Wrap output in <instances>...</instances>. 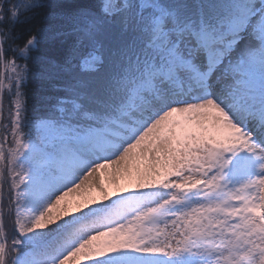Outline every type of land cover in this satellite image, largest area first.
I'll return each mask as SVG.
<instances>
[{
	"label": "snow or ice",
	"instance_id": "snow-or-ice-1",
	"mask_svg": "<svg viewBox=\"0 0 264 264\" xmlns=\"http://www.w3.org/2000/svg\"><path fill=\"white\" fill-rule=\"evenodd\" d=\"M0 264H264V0H0Z\"/></svg>",
	"mask_w": 264,
	"mask_h": 264
},
{
	"label": "trees",
	"instance_id": "trees-1",
	"mask_svg": "<svg viewBox=\"0 0 264 264\" xmlns=\"http://www.w3.org/2000/svg\"><path fill=\"white\" fill-rule=\"evenodd\" d=\"M42 88L40 81L38 79H32L29 82L28 86V93H29V104H30V111L33 109L39 110L41 107V100L40 97L42 95ZM34 93V95H33ZM5 104H7V96L5 95Z\"/></svg>",
	"mask_w": 264,
	"mask_h": 264
},
{
	"label": "rangeland",
	"instance_id": "rangeland-1",
	"mask_svg": "<svg viewBox=\"0 0 264 264\" xmlns=\"http://www.w3.org/2000/svg\"><path fill=\"white\" fill-rule=\"evenodd\" d=\"M108 172L109 170L107 169L98 170L96 173V180L98 183L103 182L104 187L111 190L113 186L110 183V177Z\"/></svg>",
	"mask_w": 264,
	"mask_h": 264
}]
</instances>
